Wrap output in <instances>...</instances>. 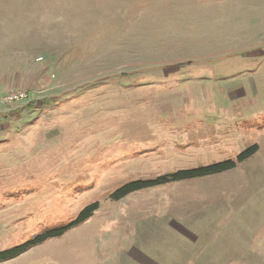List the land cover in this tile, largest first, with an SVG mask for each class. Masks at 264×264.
Returning a JSON list of instances; mask_svg holds the SVG:
<instances>
[{"label":"rangeland","instance_id":"obj_1","mask_svg":"<svg viewBox=\"0 0 264 264\" xmlns=\"http://www.w3.org/2000/svg\"><path fill=\"white\" fill-rule=\"evenodd\" d=\"M95 201L0 264H264V0H0V250Z\"/></svg>","mask_w":264,"mask_h":264},{"label":"trees","instance_id":"obj_2","mask_svg":"<svg viewBox=\"0 0 264 264\" xmlns=\"http://www.w3.org/2000/svg\"><path fill=\"white\" fill-rule=\"evenodd\" d=\"M257 149L258 148L256 145L248 148L247 150L238 154L237 160L241 161L247 158L252 153H254ZM236 164H237L236 161L229 159V160H225L222 162H218V163L206 165V166L203 165V166H198V167H193V168H183V169L181 168V169H178L172 172H166V173L160 174L152 178L132 180V181L124 183L123 185L118 187L114 192H112L111 198L114 200H119V199L126 197L128 194L141 190V189H147V188H151L154 186L168 184L171 182H176V181H181V180H188V179L203 177L206 175H210L216 172H220L226 169L233 168L236 166ZM99 206L100 204L98 201L90 203L81 210L78 218L75 219L74 221L64 226H61V227H56V228L45 230L43 232H39L35 234L32 238H30L29 240L23 243L0 250V262L7 261L15 257H18L36 245L42 244L43 242L51 238H55V237H59L63 235L73 226L78 225L86 221L88 218H90L94 214V212L99 208Z\"/></svg>","mask_w":264,"mask_h":264},{"label":"built area","instance_id":"obj_3","mask_svg":"<svg viewBox=\"0 0 264 264\" xmlns=\"http://www.w3.org/2000/svg\"><path fill=\"white\" fill-rule=\"evenodd\" d=\"M39 58L41 59L42 57ZM27 98H28V92L25 89H18L16 91H11L4 96L6 102L11 106L16 105L17 103H19L24 99L26 100Z\"/></svg>","mask_w":264,"mask_h":264}]
</instances>
